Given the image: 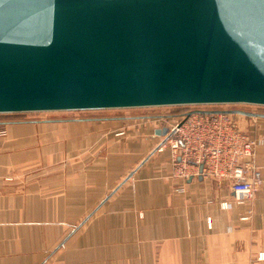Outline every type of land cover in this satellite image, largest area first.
Segmentation results:
<instances>
[{"label":"crops","instance_id":"0c3cea01","mask_svg":"<svg viewBox=\"0 0 264 264\" xmlns=\"http://www.w3.org/2000/svg\"><path fill=\"white\" fill-rule=\"evenodd\" d=\"M142 118L0 122V264H264V118L243 124L260 187L228 209L226 182L177 192Z\"/></svg>","mask_w":264,"mask_h":264},{"label":"water","instance_id":"95a60500","mask_svg":"<svg viewBox=\"0 0 264 264\" xmlns=\"http://www.w3.org/2000/svg\"><path fill=\"white\" fill-rule=\"evenodd\" d=\"M228 104L264 107V0H0V114Z\"/></svg>","mask_w":264,"mask_h":264},{"label":"built area","instance_id":"2783aa9c","mask_svg":"<svg viewBox=\"0 0 264 264\" xmlns=\"http://www.w3.org/2000/svg\"><path fill=\"white\" fill-rule=\"evenodd\" d=\"M179 115L167 127L162 126L167 131L157 146L158 151L170 148L171 179L185 180L199 173L198 166H202L201 174L206 177L231 180L234 199L222 202V209L252 199L261 184L260 171L253 159L255 148L262 140L252 137L240 126L236 114L190 109ZM257 259L263 261L264 254L260 253Z\"/></svg>","mask_w":264,"mask_h":264},{"label":"rangeland","instance_id":"374dc122","mask_svg":"<svg viewBox=\"0 0 264 264\" xmlns=\"http://www.w3.org/2000/svg\"><path fill=\"white\" fill-rule=\"evenodd\" d=\"M190 109H196V110H242L246 112H257V113H264V107L255 106V105H247V104H228V105H194V106H167V107H145V108H125V109H102V110H84V111H52V112H30V113H8V114H0V122H15V121H26V120H36V119H53V118H67V117H143L142 121H136L133 120L135 124H142L146 127H155V128H163L162 126H166V124H169L170 121H172L173 118H177V116H180L179 114H182ZM221 113V112H219ZM213 114V113H211ZM215 114V113H214ZM237 119L239 120L238 123L240 126L245 128L243 124L245 123L247 116H243L240 114H236ZM162 116L161 118L157 119L156 117ZM248 123V122H247ZM167 127V126H166ZM145 128V127H144ZM248 128V127H247ZM246 129L248 132L249 130ZM250 134V133H249ZM251 135V134H250ZM164 137V136H163ZM160 139L158 145L163 141ZM253 137V136H252ZM157 145V146H158ZM156 146V148H157ZM258 146V145H257ZM256 146V147H257ZM256 150V148H255ZM156 153L157 156H163L164 154H168L167 163L169 165V176L171 177L172 174V168H171V152L170 148L167 146L162 151ZM255 155V154H254ZM254 163V161H253ZM256 166V164L254 163ZM132 167V166H131ZM135 167V166H133ZM132 167V168H133ZM258 167V166H256ZM131 168V169H132ZM199 173H193L187 177V179H191L193 177H206L201 174L202 166H198ZM172 178V177H171ZM206 178L214 179L221 183H228L230 189H231V180L228 178H219V177H211L208 176ZM185 179V180H187ZM185 180H179L178 182H174L175 184H180L176 187L177 192H182L184 190L183 181ZM253 198V197H252ZM251 200V199H250ZM247 200V201H250ZM224 201L220 202V204ZM245 201V202H247ZM244 202V203H245ZM242 203V204H244ZM239 204V203H238ZM241 205V203L239 204ZM221 208V207H220ZM208 226L211 225L210 220H208ZM264 254V253H263ZM259 255V254H258ZM257 255V256H258ZM257 259V257H256ZM258 260V259H257ZM261 261V260H258Z\"/></svg>","mask_w":264,"mask_h":264},{"label":"trees","instance_id":"16d2710c","mask_svg":"<svg viewBox=\"0 0 264 264\" xmlns=\"http://www.w3.org/2000/svg\"><path fill=\"white\" fill-rule=\"evenodd\" d=\"M176 107V106H175Z\"/></svg>","mask_w":264,"mask_h":264}]
</instances>
